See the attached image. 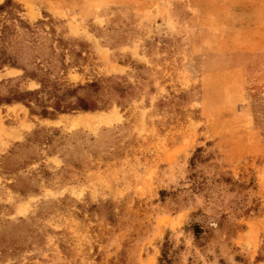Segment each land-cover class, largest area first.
I'll return each mask as SVG.
<instances>
[{"label":"rangeland","instance_id":"obj_1","mask_svg":"<svg viewBox=\"0 0 264 264\" xmlns=\"http://www.w3.org/2000/svg\"><path fill=\"white\" fill-rule=\"evenodd\" d=\"M0 52V264H264V0H0Z\"/></svg>","mask_w":264,"mask_h":264},{"label":"trees","instance_id":"obj_2","mask_svg":"<svg viewBox=\"0 0 264 264\" xmlns=\"http://www.w3.org/2000/svg\"><path fill=\"white\" fill-rule=\"evenodd\" d=\"M3 64H10V65H14L15 62L11 59L10 56H6V54H4V52H0V67ZM31 92H27V94H30ZM49 93V92H48ZM51 93L53 94V92L51 91ZM14 99L18 98V96L13 97ZM21 99V98H20ZM52 106L54 107L55 110H58L60 112H64L68 109H72L74 108L75 104H65V102H63L60 98L54 99L52 102ZM76 108H80V109H93L95 107L94 102H91V104H87L86 102H78L76 104ZM46 109L43 110V113H46Z\"/></svg>","mask_w":264,"mask_h":264}]
</instances>
